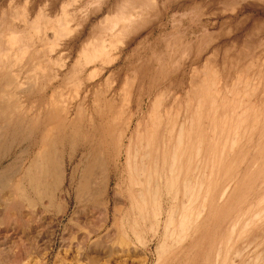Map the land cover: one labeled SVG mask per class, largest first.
<instances>
[{
    "label": "rangeland",
    "instance_id": "rangeland-1",
    "mask_svg": "<svg viewBox=\"0 0 264 264\" xmlns=\"http://www.w3.org/2000/svg\"><path fill=\"white\" fill-rule=\"evenodd\" d=\"M133 1L142 3L141 0ZM71 2H75L79 9L84 8L82 0H0V39L7 40L11 35L16 41L12 50L0 51V65L2 61L8 63L13 75V82H0V99L6 96L12 103H21L22 106L12 110V114L25 116L31 111L36 114V111L50 108V94H54L53 100H56L52 106L61 108L71 103L76 106L77 101L73 97L78 91L82 94L83 90H88L91 99L97 91L96 97L102 98L103 103V94L110 90L111 94L119 93L117 100L125 99L127 109L131 108L124 116L125 121H129L133 111L136 114L140 112L142 97L151 92L162 98L163 112V108H168L167 99L177 100L172 104L170 115L178 113L179 122L186 114V119L192 116L198 106L202 111V125L210 131L212 128L210 137L214 144L218 143L215 156L223 153L224 146L233 145V150L225 149L224 157L219 160L215 157L214 163L209 156V167H213L212 179L216 180L213 181L214 187L219 190L228 185L229 188L226 208L216 200L217 211L210 214L208 205L195 234L198 253L212 246L211 249L217 248L237 215L245 221L253 219L260 208L264 212V199L261 201L264 197V0H150L145 9L127 8V0H106L102 8L92 9L89 5L81 10L66 7ZM37 8L42 11H36ZM93 46L96 48L93 49ZM19 52L21 54L16 55ZM92 52H98L99 58L85 63V55ZM77 59L83 63L77 66V72L68 74L67 81L58 91L55 87L58 80L51 77L63 75ZM32 65L35 68L39 65L40 69L36 71ZM45 67L46 71H42ZM21 80L26 82L24 86L31 88L28 90L25 86L20 89ZM187 89L191 97L187 95ZM185 95L191 98V102ZM187 101L191 105L186 104ZM242 109L245 112L239 113ZM208 111L211 121H206L204 117ZM102 121L96 123L101 124ZM223 122V126L220 125ZM35 133L33 131L24 137L19 132L14 144H0V169L10 166L14 173L27 161L23 149L33 146ZM224 139H227L226 143ZM110 180L108 197L116 182L124 185L122 188L125 190L120 167ZM235 181L237 184H234ZM16 195L15 199L20 200L21 197ZM73 205V201L69 200V211L60 218L45 197L36 200V207L25 205L24 209L16 208L13 224L3 217V222H0V264H55L60 245L69 248L65 264H117L115 261L121 256L115 254L106 258L109 263L105 258L91 261L78 256V243L85 239L87 246L91 239L97 238V234L92 231V225L69 220ZM82 208L88 218L95 219L99 215V209L91 202H86ZM206 217L208 219L204 220ZM257 219L252 221L251 228L239 240H233L237 235L232 238L231 258H228L227 264H232L233 251L239 247L242 257L237 258L235 264H245V260L247 263L250 260L249 264L261 262L259 258L264 254V215L259 217L260 221ZM191 255L181 262L200 264L201 255L198 254L197 258L193 257V252Z\"/></svg>",
    "mask_w": 264,
    "mask_h": 264
},
{
    "label": "bare ground",
    "instance_id": "bare-ground-1",
    "mask_svg": "<svg viewBox=\"0 0 264 264\" xmlns=\"http://www.w3.org/2000/svg\"><path fill=\"white\" fill-rule=\"evenodd\" d=\"M15 44V38L11 35L7 40L0 39V51H10ZM94 48L96 46H93ZM20 52L16 55L21 54ZM99 55L98 52L85 55V59L87 58L85 63L93 61ZM81 62L77 59L63 75L56 74L51 77L58 80L55 86L57 89L64 85L66 78L69 77L68 74L75 72ZM2 63L0 82L9 84L13 82L11 69H8L10 65L3 61ZM38 68L40 69L39 65L35 70L38 71ZM46 69L45 67L42 71ZM23 83L26 82L19 81L20 89L27 87ZM30 88L27 87L28 90ZM109 91L103 94V103L102 98L96 97L97 91L94 92V96L92 95V99L88 90L85 92L83 90L82 94L78 91L73 97L77 105L74 106L70 102V105L63 107L60 104L61 108L52 106L56 100H53L54 94L49 93L52 95V99H48L51 102L50 108L41 110L38 108L39 111H36V114L31 111L25 116L12 114V110L22 106L21 103H12L6 96L0 99V138L2 137L0 144L2 142L7 145L14 144L19 132L23 133L24 137L33 131L37 132L33 138V146H26L27 148L23 149L26 152L27 161L22 163L14 172L15 174L10 166L0 169V222L2 223L7 217V221L15 223L16 208L21 210L26 206L36 207V200L45 197L50 200V206L55 214L61 218L68 213L69 200H72L74 209L71 211L69 220L78 224L92 225L94 227L92 231L97 234V238L91 239L87 246L84 244L87 240L84 239V241L81 238L82 240L78 243L80 249L77 252L79 257L84 256L91 261H97L101 258H111L115 254L117 257L121 256L119 260L116 257L117 264H189L181 261H186L193 252L194 258H197L198 254L201 255L200 264H227L232 248V238L237 235L233 240H239L251 228L252 221L264 215L261 208L258 212L256 211L253 219L245 218L246 220L243 221L244 219L237 215L226 232L224 229L225 233L217 248L211 249L212 246L201 249L202 251L198 253V238L195 234L199 231V221L202 219L203 212L209 205V213L214 214V211H217L215 210L217 209L216 200L224 204L226 208V197L229 193L228 185L219 190L214 187L213 181L216 180L212 179L213 167H209L211 162L209 156L214 163L215 157L218 160L221 159L225 155V149L231 151L233 145L224 146L223 153L215 156V147L218 143L214 144L210 137L212 128L210 131L202 125V111L198 106L194 108L192 116L188 114L191 117L188 116L186 119V114L184 120L179 122L178 113L174 116L170 115L172 104L177 100L167 99L166 107L168 105V108L167 110L163 108V112L162 103H160L162 98L154 96L151 92L142 97L139 103L140 112L136 114L133 111L129 121L127 119L126 122L124 116L131 108L127 109L128 103L125 99L117 100L119 93L116 92L117 95H114ZM203 92L206 93V91ZM188 93L189 90L187 95ZM161 94L163 96V92ZM168 95L171 96L170 92ZM176 95L178 96V93ZM189 96L187 100L191 102V96ZM127 101H129L128 98ZM189 102L185 103L191 105ZM144 108L147 113H144ZM240 112L245 111L242 109ZM145 116L146 119H144ZM204 117L206 121L212 119L209 111ZM134 120V126L131 127ZM253 120L257 121L254 117ZM97 121L102 122L100 124L96 123ZM223 124L224 122L220 125L223 126ZM235 125L238 126L237 123ZM234 126L232 130H235L236 126ZM9 134L11 136H8ZM224 140L226 143L227 139ZM118 167L124 175L125 190L122 188L124 185L121 186L116 182L112 188V194L108 197L110 179ZM234 184H237V181ZM15 193L21 197L20 200L15 199ZM263 199L262 196L261 201ZM86 202H91L99 209V215L94 217L95 219L88 218L84 214L82 207ZM224 215L223 213L222 218ZM207 219L206 217L204 220ZM153 243L154 248H152ZM68 249L67 245H60L55 264L67 263ZM235 249L232 264H235L237 258L242 257L240 247L236 251ZM212 250H215V255H212ZM212 257H214L213 261ZM261 257L259 263L264 261ZM74 258L77 257L74 256ZM252 260L254 261L255 258ZM245 262L249 264L250 260L249 263L247 260Z\"/></svg>",
    "mask_w": 264,
    "mask_h": 264
},
{
    "label": "crops",
    "instance_id": "crops-1",
    "mask_svg": "<svg viewBox=\"0 0 264 264\" xmlns=\"http://www.w3.org/2000/svg\"><path fill=\"white\" fill-rule=\"evenodd\" d=\"M99 1H101V2H99ZM106 0H84V2H83V0H82V2H81V4H84V8H86V7H88L89 5H90V8H92V9H98V8H102L104 5H103V3L105 2ZM108 1V0H107ZM128 1V4H127V8H129V7H131V6H134L135 8H137V9H145V7L146 6H148L149 5V3H150V0H141L142 1V3H140V2H135V1H133V0H127ZM146 1H147V5L145 4L146 3ZM92 2H94V3H92ZM100 3V4H99ZM92 4V5H91ZM135 4H138V5H135ZM81 6V5H80ZM66 7H72V8H78L79 9V7H78V5H76V3L75 2H71V4H69V5H66ZM118 7V6H117ZM84 8H81V9H84ZM38 9H40V8H37L36 9V11L38 10ZM81 9H79V10H81ZM41 10V9H40ZM42 11V10H41ZM46 10H44V12H45ZM142 12V11H141ZM45 13H48V12H45ZM143 13V12H142ZM49 14V13H48ZM144 14V13H143ZM53 15H55V14H53ZM53 15H51L50 14V16H53ZM76 17V16H75Z\"/></svg>",
    "mask_w": 264,
    "mask_h": 264
}]
</instances>
